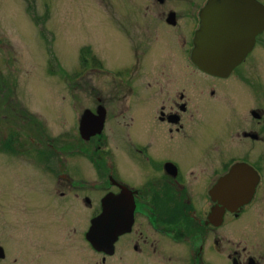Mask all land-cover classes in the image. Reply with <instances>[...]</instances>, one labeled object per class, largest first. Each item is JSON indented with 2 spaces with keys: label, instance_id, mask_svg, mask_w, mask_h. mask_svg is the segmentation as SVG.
Segmentation results:
<instances>
[{
  "label": "flooded vegetation",
  "instance_id": "1",
  "mask_svg": "<svg viewBox=\"0 0 264 264\" xmlns=\"http://www.w3.org/2000/svg\"><path fill=\"white\" fill-rule=\"evenodd\" d=\"M208 3L219 28L203 34L200 51H226L238 58L228 70L209 71L193 62ZM118 24L126 37L141 40L130 43L139 67L149 64L137 70L130 61L107 69L99 61L103 76L116 81L104 99L98 97L93 111L84 108L95 114L102 107L104 122L99 133L85 138L78 129L75 144L82 141V149L59 136L49 138L48 148L37 117L13 102L6 107L0 150L27 161L33 157L35 168H44L49 180L34 179L21 202L27 211L22 220L0 218V227H8L0 230V264H85L86 232L100 215L104 228L106 219L114 220L116 234L110 251L89 244L99 256L97 264H139L138 259L213 264L210 257L218 253L228 264H264V166L249 154L251 148L264 153V0H131V10ZM169 58L180 61L179 68L160 62ZM151 60L156 62L150 65ZM111 116L126 120L124 130L116 124L114 133L120 141L126 138L121 148L127 153L125 165L135 171L133 180L118 166V150L105 147L102 137ZM95 140L98 147L85 151V142ZM43 143L47 147H40ZM165 145L174 151L163 154ZM72 157L81 160L71 164ZM85 161L95 169L90 182L83 175ZM238 164L248 172L239 181L233 178L228 188L241 190L229 194L241 200L239 195L248 191L250 197L221 210L218 181ZM18 225L19 230L13 229ZM224 225L225 237L219 235ZM256 229H261L258 237ZM245 234L253 237L249 245L235 238ZM223 240L226 253L219 250Z\"/></svg>",
  "mask_w": 264,
  "mask_h": 264
},
{
  "label": "rangeland",
  "instance_id": "2",
  "mask_svg": "<svg viewBox=\"0 0 264 264\" xmlns=\"http://www.w3.org/2000/svg\"><path fill=\"white\" fill-rule=\"evenodd\" d=\"M127 10H131V0H0V141L3 134V114L8 111L6 108L8 103L13 102L22 106L28 114L38 118L42 125V135L48 138V148L52 142L49 138L56 136H59L60 141H67L71 147L73 145L80 149L84 147L82 141L75 144L79 137L76 118L84 108L93 111V105L97 104L98 97L104 99L106 92L113 88L112 81H116V77L108 74L106 77L103 76L105 69L99 70V61L102 62V67L107 69L129 65L130 61L134 62L137 70L144 66L148 67L149 64L144 61L145 65L141 64L139 67V63L130 52L132 51L130 43L141 40L129 33L126 37L123 27L118 24L119 20L124 21ZM155 42L151 44L154 45ZM86 57L88 64L85 61ZM92 57L95 60H91ZM153 62L156 60H151L150 65ZM160 62H166L169 68H179L181 64L180 61L171 58L161 59ZM98 109L103 114L102 107ZM108 121L109 128L103 132L104 135L107 134V138L102 137L105 139V147L114 153L118 150V153H115L118 166L124 170L125 178L133 180L135 171L125 165L123 160L126 159L127 153L121 148V141L125 142L126 138L123 137L120 141L114 133L117 127L124 130L122 124L126 120L111 116ZM72 139L74 144L69 142ZM95 145L98 147L97 140L89 144L85 142V151L94 148ZM40 147L47 146L43 143ZM163 148V154L165 150L174 151L166 145ZM259 153L263 155L256 156ZM249 154L251 158L258 157L264 166L263 152L251 148ZM176 155L177 151L174 153V156ZM76 159L77 157H72L71 164H78L81 160ZM128 161L130 162L129 159ZM34 165L33 157L31 161H27L22 157L14 158L12 155L10 157L0 150V218L22 220L27 211L21 202L28 196L34 179L49 180L45 176L44 168L38 170ZM94 170L93 165L89 167L85 161L83 173L85 182L96 178ZM4 182L14 184L8 187ZM90 191L94 195L97 189L93 188ZM248 194L250 192L246 191V195ZM248 211L253 212L252 209ZM260 219L263 225L264 217ZM17 222L20 221L14 220V223ZM2 227L3 225L0 227L2 231L8 228ZM19 228V225L13 227L15 230ZM222 228H219V235L225 237L227 235L225 225ZM260 230L255 231L257 237L262 234ZM60 233L58 230V236ZM245 235L235 238L246 239L249 245L253 237ZM36 244L40 242L37 241ZM89 244L85 240V264H97L95 261H99V256L93 253ZM260 244L263 242L258 243L261 250ZM226 249L227 245L223 240L219 250L226 253ZM222 255L218 253L216 259L210 257L211 262L228 264ZM113 259L114 256L109 261ZM138 262L151 264L145 259H138Z\"/></svg>",
  "mask_w": 264,
  "mask_h": 264
},
{
  "label": "water",
  "instance_id": "3",
  "mask_svg": "<svg viewBox=\"0 0 264 264\" xmlns=\"http://www.w3.org/2000/svg\"><path fill=\"white\" fill-rule=\"evenodd\" d=\"M210 3L207 4L205 9V15L202 21V27L196 35L195 48L193 49V62L199 68L206 69L209 71L212 70H228L233 65L238 63V58L231 57L228 52H211L200 51V43L203 42V34L207 31H211L219 28L217 24L212 23V18L210 17L211 11L208 10ZM221 31V30H220ZM214 54V55H213ZM223 56V57H222ZM99 108V107H98ZM97 108L96 113L92 114L88 109H84L80 115L78 129L82 137H88L89 135L99 133L102 129L104 122V115L99 112ZM246 166L243 164L234 165L230 171L221 177L217 184V189L219 192L218 198L220 201V209H233L241 204H243L250 197L249 195H239L241 200H232L229 192L230 190L240 191L241 188H228V184L233 183V178H236L239 181L240 176L247 175ZM220 190V191H219ZM234 195V194H232ZM244 197V198H243ZM243 198V199H242ZM222 200L225 204L222 203ZM107 203H111L112 196L106 197ZM221 215V213H219ZM106 218V217H105ZM106 226L104 228L103 216H97L91 220V224L86 232V239L91 243V245L97 250L110 251L112 248V243L115 238V222L112 219H106ZM220 222V220H219Z\"/></svg>",
  "mask_w": 264,
  "mask_h": 264
},
{
  "label": "trees",
  "instance_id": "4",
  "mask_svg": "<svg viewBox=\"0 0 264 264\" xmlns=\"http://www.w3.org/2000/svg\"><path fill=\"white\" fill-rule=\"evenodd\" d=\"M1 144H2V145H1ZM0 145H1L0 147L3 148V143H2L1 141H0Z\"/></svg>",
  "mask_w": 264,
  "mask_h": 264
}]
</instances>
